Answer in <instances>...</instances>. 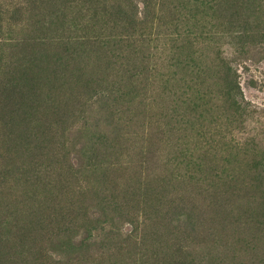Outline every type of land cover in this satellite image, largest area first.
Returning a JSON list of instances; mask_svg holds the SVG:
<instances>
[{
  "label": "rangeland",
  "instance_id": "obj_1",
  "mask_svg": "<svg viewBox=\"0 0 264 264\" xmlns=\"http://www.w3.org/2000/svg\"><path fill=\"white\" fill-rule=\"evenodd\" d=\"M0 264H264V0H0Z\"/></svg>",
  "mask_w": 264,
  "mask_h": 264
},
{
  "label": "trees",
  "instance_id": "obj_2",
  "mask_svg": "<svg viewBox=\"0 0 264 264\" xmlns=\"http://www.w3.org/2000/svg\"><path fill=\"white\" fill-rule=\"evenodd\" d=\"M132 13H133V11L127 12V11L123 10L122 8H117L115 11V14L120 18H124V17L129 18ZM133 18H135L134 14H133Z\"/></svg>",
  "mask_w": 264,
  "mask_h": 264
}]
</instances>
